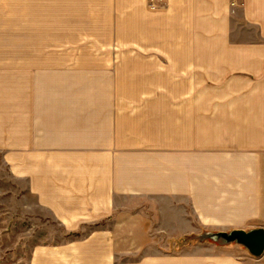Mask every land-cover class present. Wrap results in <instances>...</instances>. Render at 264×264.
Wrapping results in <instances>:
<instances>
[{
  "label": "crops",
  "instance_id": "1",
  "mask_svg": "<svg viewBox=\"0 0 264 264\" xmlns=\"http://www.w3.org/2000/svg\"><path fill=\"white\" fill-rule=\"evenodd\" d=\"M1 162L0 264H264L193 240L264 227V0H0Z\"/></svg>",
  "mask_w": 264,
  "mask_h": 264
},
{
  "label": "rangeland",
  "instance_id": "2",
  "mask_svg": "<svg viewBox=\"0 0 264 264\" xmlns=\"http://www.w3.org/2000/svg\"><path fill=\"white\" fill-rule=\"evenodd\" d=\"M15 183H11V178L9 171L6 167V165L1 162L0 163V213L2 214H9V213H14V214H23L21 212H25V207L21 206V199L19 196L16 195L15 189L13 188ZM27 203L32 205L34 202L31 198H27L25 200ZM23 207V208H22ZM32 209L30 210V212ZM5 229L11 230L15 229L16 231H21L16 227H26V224H29L30 221H3ZM14 224V226L12 225ZM6 225V226H5ZM7 232V231H4ZM10 231H8L9 233ZM20 234H13V238L9 240L8 235H1V240H0V245L2 248H7L10 247L11 242H14L16 237H19ZM195 238H193L194 240ZM197 239V238H196ZM191 242V240H187V238H168L167 239V247L172 248L175 251H183L184 249H190L191 247H188L187 245L192 244L194 245L196 242ZM198 240V239H197ZM212 241L210 239H205V241ZM4 241V242H3ZM164 242V241H163ZM236 244V243H233ZM245 248V247H244ZM193 249V248H192ZM9 252V251H6ZM22 255L25 256V252H22ZM264 256V253L263 255Z\"/></svg>",
  "mask_w": 264,
  "mask_h": 264
},
{
  "label": "water",
  "instance_id": "3",
  "mask_svg": "<svg viewBox=\"0 0 264 264\" xmlns=\"http://www.w3.org/2000/svg\"><path fill=\"white\" fill-rule=\"evenodd\" d=\"M194 238L201 241L207 238L219 244L236 243L245 247L255 257H260L264 253V227L262 226L251 229L233 228L230 230L205 231Z\"/></svg>",
  "mask_w": 264,
  "mask_h": 264
},
{
  "label": "trees",
  "instance_id": "4",
  "mask_svg": "<svg viewBox=\"0 0 264 264\" xmlns=\"http://www.w3.org/2000/svg\"><path fill=\"white\" fill-rule=\"evenodd\" d=\"M196 239V238H195Z\"/></svg>",
  "mask_w": 264,
  "mask_h": 264
}]
</instances>
